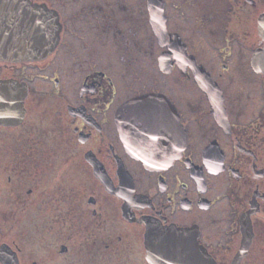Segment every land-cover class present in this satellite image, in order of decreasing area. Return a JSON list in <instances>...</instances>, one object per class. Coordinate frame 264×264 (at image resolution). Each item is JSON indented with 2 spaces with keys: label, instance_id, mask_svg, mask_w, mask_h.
Segmentation results:
<instances>
[{
  "label": "flooded vegetation",
  "instance_id": "flooded-vegetation-1",
  "mask_svg": "<svg viewBox=\"0 0 264 264\" xmlns=\"http://www.w3.org/2000/svg\"><path fill=\"white\" fill-rule=\"evenodd\" d=\"M5 13L49 48L0 60L25 94L0 123V264H264V0H0ZM145 96L138 156L119 117Z\"/></svg>",
  "mask_w": 264,
  "mask_h": 264
},
{
  "label": "water",
  "instance_id": "water-1",
  "mask_svg": "<svg viewBox=\"0 0 264 264\" xmlns=\"http://www.w3.org/2000/svg\"><path fill=\"white\" fill-rule=\"evenodd\" d=\"M26 7L28 8L29 12H32L33 15L36 14L35 7H31L30 5H26ZM156 14L158 15V13ZM16 15V13L0 14V60L6 62H20L33 58L37 55H43L45 50L49 48L48 46H36L35 44H33V46L27 45L26 37L24 35H20L18 29L12 27V18ZM259 34L264 41V14L261 15L259 18ZM254 64L256 69L264 75V45L257 50L254 56ZM14 86L15 85L8 81L0 82V123H5L4 121H6L7 119L10 120V114L13 113L15 107H23V95L25 96V94L19 93V96L15 98L10 92V89ZM154 102L155 99L153 98V96L137 98L127 103L125 108L128 109L124 108L123 110H131L134 114L138 115L133 116L128 123L123 120V124H121V115L119 117L120 129L123 131L124 134L126 131L129 137H131L130 140L132 141V143H130L129 145V150L133 152L134 155L139 156V153L141 152L140 148H138L136 144L142 141V139L139 137V129L145 127V125L142 123V113L148 112V110H152L147 105L152 104ZM143 104H145V106H141ZM128 129H132V131L129 132ZM133 145H135L136 147L134 148ZM140 157L144 160L147 165L155 164L154 159L145 156ZM157 230L158 229L154 228L153 226L149 228L148 239L150 241L149 248L151 250V253L155 247V239H159L160 237L164 236V234H161L162 236L159 237L156 236L155 232ZM160 230L166 232V234H174V230L170 228H162Z\"/></svg>",
  "mask_w": 264,
  "mask_h": 264
}]
</instances>
